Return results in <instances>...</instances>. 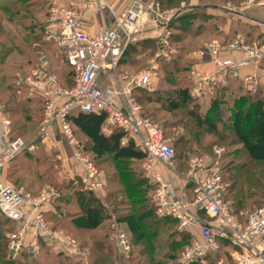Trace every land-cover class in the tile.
<instances>
[{"label": "built area", "instance_id": "2783aa9c", "mask_svg": "<svg viewBox=\"0 0 264 264\" xmlns=\"http://www.w3.org/2000/svg\"><path fill=\"white\" fill-rule=\"evenodd\" d=\"M256 3L246 0L238 9L243 11ZM104 7H108L105 0H85L79 9L55 5L49 10L44 26L45 39L57 46L71 68L72 86H63L56 73L43 66L27 73H16L15 86L43 100V138L57 125L75 163L73 178L85 190L102 197L107 184L106 173L82 150L69 118L76 113L105 114L102 132L109 135L114 129L122 130L125 136L121 144L131 139L145 154L142 167L154 186L152 201L156 213L173 218L178 231L190 236L179 256L180 263L264 264V204L242 216L231 210L219 166L221 150L216 151L218 156L214 160L206 155L191 157L189 169L181 177L183 187H180L181 183L175 180L178 172L172 141L166 138L158 124L143 115L142 106L135 97L138 89L149 93L156 91L159 61L170 62L177 53L171 43L169 25L179 9L162 11L158 7L154 11V22L162 29L159 49L145 68L124 73L117 68L126 45L121 32L130 31L126 23L134 20L135 14L128 9L115 27L89 33L83 25V14ZM226 8L235 10L230 5ZM261 23L264 24V19ZM190 55L195 61L190 69L194 97L213 94L227 78L237 77L241 69L249 66H254L257 73L246 75L244 81L253 93L262 87L264 94V78L260 77V74L264 76V44L247 45L241 36L227 43L215 39L192 50ZM207 64L211 67H206ZM105 71L112 76V83L107 87L99 85L100 75ZM35 148L34 142L14 136L12 120L0 101V212L17 226L7 236L8 258L16 259L24 252L36 257L47 248L78 264H90V249L46 220V209L55 196L54 190L33 195L15 189L4 177L6 168L21 153ZM187 188L191 190V197ZM109 239L116 255L125 264H132L131 236L122 223H112ZM224 246L230 248L229 257L211 260Z\"/></svg>", "mask_w": 264, "mask_h": 264}, {"label": "rangeland", "instance_id": "374dc122", "mask_svg": "<svg viewBox=\"0 0 264 264\" xmlns=\"http://www.w3.org/2000/svg\"><path fill=\"white\" fill-rule=\"evenodd\" d=\"M15 1L16 0H0V6L6 5L8 7H12ZM184 1L188 2L189 0ZM236 1L239 2V6L246 2V0ZM255 1L259 3L264 0ZM37 3V0H29L28 4L24 2L19 6L21 10L19 15L15 14L16 10L19 9L17 8L16 10L13 9V11H10L9 13L2 12L0 17V32L2 35L0 39V52H6L7 55L5 59L0 62V101L3 104L5 112L12 118L11 120L13 121L15 127L13 132L14 135L23 138L26 142H34L36 145L34 151L25 150L21 153L16 160L6 168L4 177L8 183L19 191H28L35 195H39L45 190H54L55 196L48 205V210L46 211V215H48V219L51 222L50 224L54 225V219L60 218L66 221L65 215H69L74 218L83 213V211L79 209V202L76 200V196L73 194L75 188L70 185L72 180L75 181V178H73V168L75 163L71 157L70 149L65 143L57 125V131H54V134L52 133V137L50 136V130L43 138L44 134H42V127L44 114L41 98L27 89L17 88L18 90H16L14 89L15 87H12V83L15 84L14 80L17 72L20 71L27 73L32 69L37 68L41 64L40 60L43 57L48 58L45 61L47 62V68H45L48 70H55L58 72L57 67L62 65V58L58 56V54L60 55L59 49L52 42L45 39L44 26L46 19L38 17L39 15L36 14ZM176 4L168 6L162 3L160 5V9L162 11H168L174 8L178 9L182 7V4ZM9 18H11V20H9ZM195 24L197 26V23ZM196 26L194 25L193 28H196ZM243 27L246 28L245 26ZM193 34H195V31H193L192 35ZM238 36H241L245 44L250 46H259L264 44V41L261 40H249V38L243 34ZM214 37L215 35L211 36L209 41L219 39ZM236 37L237 36L231 40ZM11 40L14 44L8 46L7 43ZM160 40L161 37L156 40V45L152 47V49H154V54L159 49ZM129 53L130 51H127L125 57H127ZM150 59L151 56H147L139 63L134 62V58H128V61L131 65H134V67L137 65L136 63H138V66L144 67L149 64L148 62ZM29 68L32 69L29 70ZM111 78L112 76L109 72H102L99 78V85L103 87L109 86L112 83ZM159 85L160 82L157 83L156 90H158ZM140 91L142 92L141 95H139V101L144 111L147 115H149L154 123L158 124L162 128L166 138H169L172 141V145L179 157L176 165L179 179H181L183 174L187 173L189 169L188 160L191 157L206 155L208 159L214 160V158L218 156L216 151L221 150L219 166L221 168L222 175L228 174V166L231 162H233L235 164H240V166L247 164L246 168L251 170V173L254 175L253 178L257 177V180H254L257 184L256 187H251V193L248 194L247 199L243 201L242 204L237 206L238 210L234 208L235 203L232 196L231 199H228L231 210L233 212L237 211L238 214L241 215L264 200V197L260 196L261 188H259V185L264 186V162L251 161L247 156L243 144L235 137L232 126L234 113L232 103L225 106L227 112L223 114L221 119H218L217 115H212L213 117H211L212 119H209V121L210 123H217V127L216 130L211 131L207 125L203 127L196 125L193 120L186 117L183 110L172 113L168 111L169 107L167 106V103L151 102L146 99L147 94H154L155 92L149 93L145 90ZM38 100L41 101L39 102ZM257 117L258 115L256 114L252 117V120L254 121ZM178 120H180L179 123H176ZM250 125L251 124L248 123L245 128L248 129ZM183 134L191 139H194L196 143L189 144L184 140L178 142L177 139ZM78 137L89 151L90 158H93L94 162L97 163V165L100 166L109 177H112L114 174H119V172L120 174H123V172H131L134 174L135 178L139 180H143L144 177L146 179V184L153 188V183L149 178H147L146 172L142 167V161L131 160L116 162L111 155L94 150L93 145L86 142L81 135H78ZM60 142L62 143L63 148L60 146ZM62 155L65 156L62 157ZM29 166L30 168L27 169ZM17 168L19 169L17 170ZM122 168L124 171H121ZM113 188L116 187L110 182H107L104 195L102 197H98L106 207L104 212L106 216L110 214L109 209L111 208L110 205H112L110 196H108V200L106 201V195L113 190ZM152 192L153 190L150 189L149 198H151V200ZM117 196L115 194V198ZM61 199H63L62 202H60ZM124 210L125 209H123V211ZM60 212L63 214L62 217L59 216ZM156 215L159 218L166 217L159 216L157 213ZM72 218L67 219V224H69ZM115 221L121 223L125 221V218L121 217L119 220L116 216L111 215L109 220H107V218H103L102 225L98 229L89 230L85 228L86 223L84 217H77V222L82 227L79 232H81V236L84 240L104 238L106 234L110 236L112 223ZM16 227V225H11L10 228H7L5 230V237L7 238L8 234L14 231ZM13 228L15 229L12 230ZM70 229L72 230L73 228L70 227ZM77 230L78 229H76V231ZM177 231L178 229L176 225L174 226L172 224H168L167 229H165L159 237L161 240L170 237L169 239L171 242L177 238ZM75 234L77 233L75 232ZM187 243V238L182 239V243L177 244V248L173 253L174 255H168L164 258L158 259L160 264H182L179 262V256ZM110 244L112 247L111 259H113V264H125L124 260L120 259L116 255L111 242ZM41 256L42 254L34 257V260H45L46 256L44 258ZM226 257H229V254L225 253V249H222L218 259H225ZM70 260V264H78L72 259Z\"/></svg>", "mask_w": 264, "mask_h": 264}, {"label": "trees", "instance_id": "16d2710c", "mask_svg": "<svg viewBox=\"0 0 264 264\" xmlns=\"http://www.w3.org/2000/svg\"><path fill=\"white\" fill-rule=\"evenodd\" d=\"M160 3L171 6L176 3H181L184 0H159ZM28 4L29 0H16L12 7L6 5L0 6V17L2 12L9 13L13 9L19 8L23 3ZM177 5V4H176ZM21 12L20 8L16 10L15 14L19 15ZM202 11L196 9L192 13H186L178 19L179 23L173 26V31L171 35V43L181 42L186 39L187 36L192 35L193 31L195 33L199 30V27L193 28L194 20L198 13ZM11 20V18H9ZM173 25V24H172ZM172 29V27L170 26ZM0 32V39H1ZM233 36L222 39L223 42H228ZM218 38V37H217ZM14 42L8 41L7 45L11 46ZM156 45L155 40L151 41H139L136 44H126L124 48L123 55L121 59L125 58L127 51H130L129 55L126 57L134 58V62H140L137 55L144 54V57L152 56L154 53V47ZM148 46V47H147ZM181 47L180 51L177 52L170 62H159V73H160V85L158 90L154 94H147L146 99L151 102L157 103H167L169 107V112H178L183 110V113L187 118L193 120L196 125L203 127L205 125L212 130H216L217 123H210L209 119H212L214 114L218 116V119L223 117L226 113L225 106L232 103L234 107L233 113V132L235 137L240 143L243 144L248 158L253 162H264V102L263 99L255 96L250 99V96L244 98H238L234 96L233 93L229 92L226 87H221L216 89L213 94L206 95L202 98H196L192 95V83L189 78L190 68L193 65V60H190L187 56L192 49L188 48L184 50ZM6 52H0V62L6 57ZM136 63V64H138ZM67 65V64H66ZM68 66V65H67ZM37 67V66H36ZM34 68V67H33ZM32 69V68H31ZM29 68V70H31ZM27 70V71H29ZM26 71V72H27ZM58 76L59 82L63 86L70 87L73 85L72 71L68 66V73L66 78L60 77L57 71L53 70ZM63 79L62 81L60 80ZM12 87L16 90L17 87L12 83ZM140 89L135 91V97L140 103L139 95H141ZM250 99V100H249ZM42 100V99H41ZM41 100H38L39 102ZM232 101V102H230ZM43 104V100L41 101ZM142 106V105H141ZM258 109V110H257ZM142 113L144 116L149 117L142 107ZM258 117L253 121L252 117L255 115ZM11 118V117H10ZM12 119V118H11ZM105 114L103 113H76L69 118V122L74 129L81 146L82 150L89 155V151L86 149L85 145L80 141L78 135H81L86 142L93 145L94 150L98 152L109 154L113 159L118 161H143L145 159V154L140 151L130 139L126 144L122 145L121 140L125 136V133L120 129H114L109 135L102 132V126L104 124ZM152 120V119H151ZM180 120H178L179 123ZM250 123V127L245 128L247 124ZM13 132L15 130L12 121ZM164 133V132H163ZM14 134V133H13ZM165 135V134H164ZM16 136V135H14ZM19 137V136H18ZM186 135L180 136L177 141H185L189 144H194L196 141L194 139H189ZM174 148V147H173ZM175 150V149H174ZM176 153V151H175ZM93 161L94 159L91 158ZM179 159L176 153V161ZM16 160V159H15ZM14 160V161H15ZM13 161V162H14ZM12 162V163H13ZM11 163V164H12ZM95 163V162H94ZM96 166L102 169L95 163ZM246 165L240 166V164H235L231 162L228 166V174L222 175L223 180L226 184L225 198L234 200L235 209L238 210L237 206L242 204L251 193V187L255 186L251 170L246 168ZM26 168V167H25ZM27 167V169H29ZM19 168H17L18 170ZM121 171H124L123 168ZM106 173V172H105ZM107 176V182L114 185L113 188L107 195L110 196L109 212L107 216L104 214L105 206L95 196L92 192H89L83 188L78 180H72L71 187L75 188L73 194L76 196V200L79 202V209L83 211L80 216L85 219V228L89 230H96L102 225L103 218L109 220L111 215L120 218H125V221L121 222L128 233L131 236L132 253L130 261L132 264H160V258L165 256L174 255V251L177 248V244L182 243V239L187 238V242L190 241V236L185 233H177V238L170 242L169 238L160 239V234L167 229L168 224L176 225V221L171 217L159 218L156 215V209L153 205L151 198H149V191L151 186L146 184V179L143 180L135 178L134 174L131 172H119V174H114L112 177ZM107 186V184H106ZM261 188V197H264V186L259 185ZM106 190V188H105ZM28 192V191H26ZM33 194L32 192H30ZM115 194L117 196L115 198ZM35 195V194H33ZM192 196V195H191ZM63 199L60 200L62 202ZM264 200H262L255 207L262 206ZM120 207V208H118ZM124 207V208H122ZM122 208V209H121ZM123 209H125L123 211ZM252 209V208H251ZM237 214L238 212L235 211ZM121 215V217H120ZM241 214L240 216H242ZM62 217V212L59 213ZM77 216V217H80ZM105 216V217H104ZM48 223H51L48 219V215L45 214ZM77 217L72 218L69 215H65V219L72 218L67 224L65 220L54 219L55 224L52 225L55 229L60 230L77 240L82 246L88 247L91 251L90 264H113V259H111V244L109 242V236L106 234L104 238H96L92 240H84L82 238L81 226L77 222ZM53 222V223H54ZM15 226L16 224L8 219H6L0 212V264H70L71 260L62 255L54 254L50 252L47 248H43L41 257H45V260L39 261L34 260V257L29 253H22L17 259H9L7 253V238L5 237V230L10 228V226ZM72 227L74 231L70 229ZM13 228L12 230H14ZM76 229H78L76 231ZM11 230V231H12ZM75 232L77 234H75ZM79 234V235H78ZM187 243V244H188ZM228 247V246H226ZM225 253L227 251L225 250ZM220 254H217L211 260H220ZM117 257V256H116ZM226 259V258H225Z\"/></svg>", "mask_w": 264, "mask_h": 264}, {"label": "crops", "instance_id": "0c3cea01", "mask_svg": "<svg viewBox=\"0 0 264 264\" xmlns=\"http://www.w3.org/2000/svg\"><path fill=\"white\" fill-rule=\"evenodd\" d=\"M83 1L85 0H37L38 3L36 4V14L39 15L38 17L46 19L52 6L57 5L64 8L79 9V5ZM105 2L107 3L108 7H104L103 9L95 8L88 10L83 14V25L86 27L89 33L94 34L103 28L115 27L117 23L116 21L124 16L126 10L130 9L132 13L135 14V16L134 20L126 23V29L130 31H127V33L121 32V39L123 42L134 45L139 41H156L161 36L162 29L159 26H156L154 22V11L158 9V7L160 8L161 5L159 0H105ZM180 4H182V7L178 8L179 12L173 17L169 25L172 27V29L170 28L171 31H173V26L179 23L178 19L182 17V15L186 13H192L193 11H196V9L202 12L198 13L199 15H197L195 19L192 18L194 20L193 26H196L195 23H197L196 28L199 27V30L195 34L187 36L184 41L173 42V46L177 52L181 50V47H185L183 48L184 50L188 48H193L194 50L198 46H201L205 42L209 41L213 35H215L214 38L218 37L221 41L224 38H228L230 36H233L232 38H234L235 36L241 34L246 35L249 40L264 41V24L261 23L264 19V3L253 4L248 6L243 11H239V2L236 0H189L188 2L183 1ZM228 5L232 6L235 10H227L226 6ZM58 56L62 58V65L57 67L58 74H60L61 78L65 79L68 73V66L66 65L67 63L65 62V58L61 54H58ZM137 57L140 62L145 59L144 54H138ZM153 57L154 53L152 54L151 59ZM186 57H188L190 60H193L190 53H188ZM234 57L237 58L238 55L234 54ZM46 59L48 58H41L40 61L42 65L40 64L39 66L46 67ZM194 64L195 61L193 62V65ZM144 67H140L138 64L134 67V65H131L128 59L125 57L120 60L117 68L120 72L134 73L140 71ZM206 67L210 68L211 66L207 64ZM254 73H257V70L254 66L241 69L237 77L230 76L225 80L224 84L218 88L226 87L229 89V92L233 93L234 96L238 98H248L250 96L251 99L255 96H258L259 98L263 99L264 102L262 87H260L257 92L253 93L249 89V85L244 81V77L246 75ZM260 77L264 78L262 74H260ZM61 78L60 80L62 81L63 79ZM158 82H160L159 69ZM56 129V126L51 129V137L54 134V131H57ZM60 146L63 148L61 142ZM64 156L65 155H62V157ZM175 180L181 183L180 187H183L179 176H175ZM189 189L190 188H187V194L189 197H191V190ZM223 249L227 251V254L230 251L229 247L224 246Z\"/></svg>", "mask_w": 264, "mask_h": 264}, {"label": "water", "instance_id": "95a60500", "mask_svg": "<svg viewBox=\"0 0 264 264\" xmlns=\"http://www.w3.org/2000/svg\"><path fill=\"white\" fill-rule=\"evenodd\" d=\"M135 7H137V6H135Z\"/></svg>", "mask_w": 264, "mask_h": 264}]
</instances>
